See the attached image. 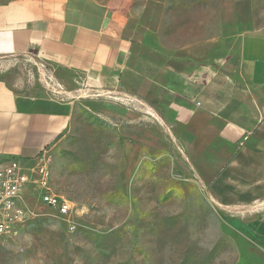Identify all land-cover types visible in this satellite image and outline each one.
Masks as SVG:
<instances>
[{"label":"rangeland","instance_id":"rangeland-1","mask_svg":"<svg viewBox=\"0 0 264 264\" xmlns=\"http://www.w3.org/2000/svg\"><path fill=\"white\" fill-rule=\"evenodd\" d=\"M134 8L141 30L172 52L264 28V0H136ZM0 77L21 97L74 105L46 149L49 191L22 193L27 217L0 245V264H264L197 180L171 118L150 110L139 118L133 95L92 93L81 76L33 55L0 57ZM123 142L137 151L130 170ZM47 192L66 197L70 215L50 207Z\"/></svg>","mask_w":264,"mask_h":264},{"label":"crops","instance_id":"crops-1","mask_svg":"<svg viewBox=\"0 0 264 264\" xmlns=\"http://www.w3.org/2000/svg\"><path fill=\"white\" fill-rule=\"evenodd\" d=\"M135 2L0 5V57L37 56L81 76L92 93L133 95L139 118L147 110L171 118L197 180L237 235L264 255V28L167 51L141 30ZM73 110V102L21 97L0 77V164L35 161ZM122 146L130 170L137 151Z\"/></svg>","mask_w":264,"mask_h":264},{"label":"built area","instance_id":"built-area-1","mask_svg":"<svg viewBox=\"0 0 264 264\" xmlns=\"http://www.w3.org/2000/svg\"><path fill=\"white\" fill-rule=\"evenodd\" d=\"M50 162L47 150H43L35 161L11 160L0 164V245L16 233L18 225L27 217L25 208L20 205L22 193L31 185L49 191ZM44 198L60 215L68 216L72 212L71 202L66 197L47 192Z\"/></svg>","mask_w":264,"mask_h":264}]
</instances>
